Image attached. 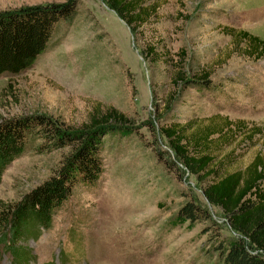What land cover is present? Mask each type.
<instances>
[{
    "label": "rangeland",
    "instance_id": "374dc122",
    "mask_svg": "<svg viewBox=\"0 0 264 264\" xmlns=\"http://www.w3.org/2000/svg\"><path fill=\"white\" fill-rule=\"evenodd\" d=\"M64 1L0 0V13ZM145 1L159 6L156 18L132 33L103 0H78L61 42L31 69L0 78V123L41 114L78 131L95 109L113 108L126 118L112 121L102 139L97 184L74 186L51 228L29 232L22 245L32 249V264H220L219 244L239 236L205 202L161 127L177 124L187 137L224 127L223 134L211 133L207 152L217 161L230 154L229 172L264 158V57L248 54L249 43L236 35L246 31L264 43V0ZM149 47L160 59L148 57ZM179 60L188 79L207 75L206 85L175 86ZM73 149H52L42 134L29 136L3 172L0 203L21 200ZM189 196L215 224L177 218ZM11 260L1 245L0 264Z\"/></svg>",
    "mask_w": 264,
    "mask_h": 264
},
{
    "label": "trees",
    "instance_id": "16d2710c",
    "mask_svg": "<svg viewBox=\"0 0 264 264\" xmlns=\"http://www.w3.org/2000/svg\"><path fill=\"white\" fill-rule=\"evenodd\" d=\"M103 1L132 33L155 19L159 8L154 3L146 4L145 0ZM77 7L78 0H65L0 13V78L15 77L31 69L38 59L57 46L77 15ZM236 33L249 43L248 54L264 57V43L258 37L246 31ZM147 55L153 60L161 57L152 47ZM165 57L163 61L167 62ZM181 66L182 63L173 79L175 86L179 82L196 85L198 89L206 85L207 75L188 79ZM112 121L122 124L126 118L113 108L95 109L88 123L78 131L61 129L41 114L0 123V182L6 167L24 152L32 134H42L52 149L74 147L52 177L18 202L0 203V246L11 255V264H32V249L22 245L30 241L29 232L38 235L51 228L55 210L70 199L74 186L92 188L100 180L103 163L99 151L103 137L113 130ZM229 124H224L225 128ZM211 129L208 126L187 137L184 128L172 124L161 127V132L176 160L200 182L205 202L218 209L227 218L230 230L240 236L219 244L220 264H264V158L257 156L243 171L229 172L233 160L230 154L217 161L207 152L211 133L223 134L224 127L218 131ZM253 131L262 132L259 128ZM176 216L190 223L213 222L208 211L190 196Z\"/></svg>",
    "mask_w": 264,
    "mask_h": 264
}]
</instances>
